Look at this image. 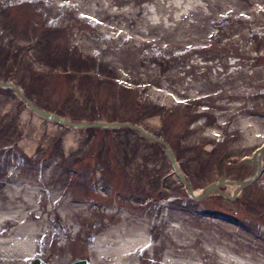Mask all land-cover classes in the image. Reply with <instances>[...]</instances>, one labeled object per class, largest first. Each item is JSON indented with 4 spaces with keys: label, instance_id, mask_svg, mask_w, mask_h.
Instances as JSON below:
<instances>
[{
    "label": "rangeland",
    "instance_id": "374dc122",
    "mask_svg": "<svg viewBox=\"0 0 264 264\" xmlns=\"http://www.w3.org/2000/svg\"><path fill=\"white\" fill-rule=\"evenodd\" d=\"M156 1L113 3L135 10ZM202 1L145 31L139 15L132 21L126 13L112 15L116 27L102 33L72 6L63 7L64 17L58 10V21L53 0H0V81H12L33 104L73 121L140 125L169 144L189 182L176 176L164 146L137 130L50 128L23 95L0 87V161L18 178L47 174L61 195L84 202L69 216L76 232L64 237L71 253L65 264L87 258L93 238L123 214L142 220L152 243L179 235L165 234L179 227L190 242L179 250L181 261L210 264L214 253L264 261V154L258 176L233 200L216 191L197 201L187 190L225 178L219 188L232 194L228 181L253 173L248 158L264 144V0ZM82 40L91 45L83 48ZM8 172L0 164V184ZM46 239L36 257L48 262L65 243L56 234ZM160 243L136 264H166L167 239Z\"/></svg>",
    "mask_w": 264,
    "mask_h": 264
},
{
    "label": "bare ground",
    "instance_id": "6f19581e",
    "mask_svg": "<svg viewBox=\"0 0 264 264\" xmlns=\"http://www.w3.org/2000/svg\"><path fill=\"white\" fill-rule=\"evenodd\" d=\"M53 1L51 15H55L58 21L60 20L57 16L58 10L62 9L64 17L67 13L64 12L63 7L72 6L79 18L85 20L94 30L102 33H107L108 30L116 27L117 23L113 20L112 15L129 14V21L135 20L139 15L144 26L143 28L139 27V31H145L149 25H166L169 20L180 19L190 13L194 7H201L203 3L202 0H157L156 2H143L139 8L131 10L130 6L119 9L113 3V0ZM121 2L122 0H118V3ZM60 17L62 16L60 15ZM122 28L125 29L126 27L120 26V29ZM79 44L85 49L91 45L85 40H82ZM33 112L37 120L45 119L50 128L63 125L50 118H45L35 111ZM150 122L157 124L158 119L152 118ZM244 123L243 121L240 122L241 125ZM251 142H253V138H251ZM24 148L27 154H31L34 144L30 143L25 145ZM254 151V159L249 161L253 165L252 175L244 180L228 181L231 186L230 190L234 194H238L241 191V186L245 182L255 180L261 171L264 145L257 147ZM7 162L0 161L3 170L9 171L5 175L7 181L3 180V184H0V186H3L0 189V264H28L32 259L33 261L37 259L41 263H45L44 259L36 257V255L41 253L38 248L43 246V243L47 240L46 238L53 236V234L60 238L62 245L65 244L62 246L63 250L61 253L55 254L48 262L49 264H65L71 253L65 246L67 241L64 237L67 236L68 231L76 232L75 222H72L69 216L76 213L79 209L82 210L85 207L84 202L74 203L73 197H68L65 194L61 195L60 191L63 188L59 184L56 185L57 182L48 184L50 179L47 174L40 176L37 181L33 178H18V174L16 175L13 172L15 171L14 168L10 167ZM43 184L45 186L41 187ZM187 190L189 192V186H187ZM192 190L195 195L203 192V189ZM51 215L56 216V219L52 220ZM129 217V215L124 214L117 216L118 221L111 225L102 235L93 238L92 244L88 249L89 255L86 258L89 259L91 264H98L101 261L104 264H136L139 255L148 254L149 251L162 244L160 243L161 240L165 242V239H167V247H164L163 253L166 264H199L195 261H181L178 258L179 250L190 243L180 238L179 227H170L169 231L165 233L170 235L174 234V232H179V235H170L168 236L169 238L165 236L161 238L160 242L152 243L146 224L142 220ZM163 219L164 217L162 216L160 221L162 222ZM58 221L62 223V226L57 225L58 227L54 229L53 225ZM255 259L254 256H250L248 261L242 263L228 256L222 257L217 253H214L213 256L210 255L209 258L210 264H264V261L260 263ZM33 261L30 264H33Z\"/></svg>",
    "mask_w": 264,
    "mask_h": 264
},
{
    "label": "water",
    "instance_id": "95a60500",
    "mask_svg": "<svg viewBox=\"0 0 264 264\" xmlns=\"http://www.w3.org/2000/svg\"><path fill=\"white\" fill-rule=\"evenodd\" d=\"M0 87L1 88H11L13 90H15L16 92H18L19 94L23 95V89L21 87L16 86L13 82L9 81V82H2L0 81ZM23 98L25 100V102L28 104V106L35 112H37L39 115L45 117V118H50L54 121H56L57 123L63 124L65 126H69L71 128H90V127H104V128H116V127H129L132 129L137 130L141 135L151 139L154 142H158L160 144H162L164 146V152L165 155L167 157V159L170 162V165L172 167V169L174 170L176 176L179 178V180L184 184H188L189 182L185 179L183 172L181 170V168L179 167V165L177 164V161L175 159V156L173 154V152L171 151V148L169 146V144L164 141L162 138H160L159 136L149 132L148 130L144 129L143 127H141L138 124L132 123L130 121H93V122H87V121H73L70 120L60 114L54 113L52 111L43 109L38 107L37 105L33 104V102L26 97L25 95H23ZM255 156V151L252 152L251 156L248 158L249 161L253 160ZM226 182L225 178H218L215 181H213L212 183L208 184L207 186H205V188L203 189V192H201L199 195H195L191 186L189 185V194L197 201L202 200L203 198L207 197L209 194L213 193V192H218L220 193L222 196H225L226 198L233 200L237 194H228L222 190L219 189V186L224 184ZM252 181H247L245 182L241 188L249 185ZM33 264H45V263H41L40 260H34ZM68 264H91V262L89 261V259L86 258H76L74 260H72L71 262H69Z\"/></svg>",
    "mask_w": 264,
    "mask_h": 264
},
{
    "label": "flooded vegetation",
    "instance_id": "af4514ba",
    "mask_svg": "<svg viewBox=\"0 0 264 264\" xmlns=\"http://www.w3.org/2000/svg\"><path fill=\"white\" fill-rule=\"evenodd\" d=\"M32 261H33V260H32ZM45 261H46V260H45ZM45 264H49V262L46 261Z\"/></svg>",
    "mask_w": 264,
    "mask_h": 264
}]
</instances>
